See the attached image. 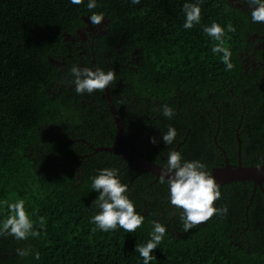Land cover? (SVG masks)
I'll list each match as a JSON object with an SVG mask.
<instances>
[{"label": "trees", "instance_id": "trees-1", "mask_svg": "<svg viewBox=\"0 0 264 264\" xmlns=\"http://www.w3.org/2000/svg\"><path fill=\"white\" fill-rule=\"evenodd\" d=\"M88 2L74 5L71 0H0V226L9 215L4 201L15 203L23 199L34 230L41 232L40 237L19 241L0 236V264H143L135 249L151 239L154 222L167 231L153 251L156 259L150 264H264V195L256 187L245 209L251 193L250 181L222 186L226 190L224 200L215 202V207H224L227 212L185 232L182 210L171 207L170 195L160 191L159 187L164 186L160 181L152 187L156 188L154 194L143 197L148 181L143 173L146 180L136 177L137 184L127 194L136 212L144 216L142 227L134 233L122 228L92 232V217L99 212L93 206L99 196L92 188L93 179L102 169L116 168L121 183L126 184L136 168L128 171L125 161L106 154L103 163H81L79 176L75 177L74 160L63 157L69 155L70 145L61 138L44 152L42 142L54 140L42 135L39 127L51 125L66 131L71 124H89L90 117L72 113L78 108V94L72 100L60 99L57 89L61 90L62 85L58 81L75 80L73 65L91 67L78 60L82 55L77 54L66 34L73 35L83 27L85 17L103 13L104 38L108 39L101 47L109 45V40L126 41L118 54H113L114 47L110 54V63L118 64L114 68L116 82L122 72L121 64L133 66L124 79L128 86L117 88L115 82L109 88L112 93L124 91L130 98L135 97L131 103L135 108L123 118L127 148L133 149L130 139L145 132L142 108L151 97L165 102L175 115L169 119L160 113L154 127L153 138L159 141L158 146L165 145L163 155H168L159 160L150 153L146 158L167 166L173 143L166 145L162 136L171 126L177 132L175 140L185 135L182 162L203 154L201 162L209 169L213 165L211 154L216 151L212 144L208 146L210 136L206 131L208 126H214L211 117H215L216 106L220 125L232 124V134L225 141L235 146L236 134L240 159H251L244 164L264 162V78L257 82V74L242 73L237 57L246 47L244 34L254 28L252 18L239 13L226 0H141L139 4L131 0H96L97 7L92 10L87 8ZM185 3H198L201 7V22L190 30L183 28ZM214 22L225 29V47L231 51L234 65L231 71L222 62L223 54L212 52L217 42L203 31ZM229 23L236 29L234 33L227 32ZM132 48L138 49L133 55L137 60L129 64ZM84 49L88 50L86 46ZM108 63L103 62L96 70L112 71ZM69 84L74 96L75 84ZM227 87L235 93L232 114L227 108L226 100L231 99ZM88 96L103 100L101 91ZM211 98L216 99L215 106L210 103ZM202 108L213 111L211 117ZM228 116L232 119L228 120ZM106 118L107 115L102 116L103 121ZM118 160L120 165H116ZM261 186L264 189V179ZM40 217L45 218L43 229ZM240 227H246L243 237L232 231ZM17 249H30L31 254L21 257ZM36 252L39 260L35 259Z\"/></svg>", "mask_w": 264, "mask_h": 264}, {"label": "flooded vegetation", "instance_id": "flooded-vegetation-1", "mask_svg": "<svg viewBox=\"0 0 264 264\" xmlns=\"http://www.w3.org/2000/svg\"><path fill=\"white\" fill-rule=\"evenodd\" d=\"M226 1H228L233 8L237 9L239 13L250 16V18H252L250 8L247 6L246 3L243 2V0H226ZM104 22L105 21H103L99 26H93L89 20V23L87 22L83 25V27L76 29L73 35L66 34V39L69 40L72 44H75V51L77 52V54L82 55L78 58V60L82 63V65L87 64L88 66L89 63L91 65L90 69L94 71V68L96 69L97 66L101 67L102 63L103 62L106 63L107 61L109 62L108 66L111 68L112 71L115 72L114 68L118 66V64L110 63V54L112 53V48L114 47L113 54H118L120 52V48L123 49L125 47L126 41L122 39H117V41L109 40L110 41L109 45L101 47V45L104 44L108 39V38H104V35L106 33V27H104L105 24ZM252 24H254V28L246 32V34H244L246 39V47L237 53V57L240 68L242 69V73L247 74L248 76L249 74L252 73L257 74L258 78H256V81L260 82L264 78V23L252 22ZM242 30L245 31V28H242ZM84 46H86L88 50H85ZM137 51H138L137 48H132L130 50L129 54H131V58L128 59L129 64L132 61L136 62L137 56H133V55L137 54ZM51 61L53 64L56 65L59 64L55 60H51ZM82 61H84L85 63ZM130 65H128L126 62L121 64L122 72L120 76L117 77L119 81L116 82L117 88H119L120 86H128V82L124 81V79L127 72L132 69L131 68L132 65L131 66ZM61 69L62 66L59 67V70ZM58 83L59 86L62 85L61 90L57 89V93L60 95L61 100L63 99L72 100L74 97H76L77 93H75L74 96L72 95L73 90H71L72 87L71 84L67 82H63V80L58 81ZM227 88H228L227 90L228 94L231 97L230 100L228 99L226 100L227 108L230 109V112L232 114V104H233L232 100H234L232 99V96L233 98H235L234 95L235 93L230 92L229 87ZM107 91H108V98L112 104V107L118 114L119 120L124 128L125 140L123 147L133 153L138 151L139 156L142 157L143 159L154 162L157 165L166 168V165L157 163L156 161H152L146 158V155L150 153L155 154V156H157L156 158L159 160L160 159L163 160L168 155V154L165 156L163 155L164 151L162 150L165 147V145H163L162 142H160L162 145L158 146L157 144H153L147 141L149 138H153L155 136L154 127L156 128L161 113L159 111H153V109H159L162 105H165V102L161 100H153L150 99L151 97H148L146 101L150 105L146 103L143 106V108L141 107L144 114L143 117L146 122L145 132H142L141 135H139L136 138L130 139V143L133 145V149H129L125 146L126 131L123 125V118L129 116L130 113L129 110L135 108L131 104L132 102H134L135 97L133 96L130 98V95H128L124 91L118 93H112L111 91H109V88H107ZM75 103L78 106V108L74 109L72 113L76 117L77 116L78 117L83 116V118L90 117L89 119L87 118L89 124L86 125L71 124L69 125L68 128L66 127V131L62 128L65 132L60 127L51 126V125H47V126L42 125L39 127L42 135L47 134L49 135L48 137L52 136L54 140L53 142H50L49 140L46 143L42 142V147L44 149L43 150L44 152L49 150L48 148L51 145L55 146V142L61 140V138L65 139L67 144L70 145V147H68V149L70 150L69 155L63 157L66 161L74 160V163L72 164V167L75 171L74 176L78 177L79 175H77V173H80L79 170L81 169L80 168L81 163L86 165H90L92 162L103 163V161L105 160L104 156L106 154L107 155L111 154L110 157L117 156L106 150L107 147L112 146L113 140L115 138L116 130L114 127L113 118L109 111V105H108V101L106 100L105 91H103L102 101H99V99H96L95 97H90L88 96L87 93H84L78 96V99L75 100ZM210 103L215 106L216 99L211 98ZM219 103L222 102L219 101ZM201 110L205 111L204 108H202ZM146 112L148 113L146 114ZM205 112L209 114V117H211L210 113L211 112L213 113V111H210V109L209 111H205ZM215 112L216 113H213L215 117L214 118L211 117V121L212 120L214 121V126L212 125L208 126L206 133L210 136V142L208 143V146L212 144L213 149L216 152L214 154L213 153L211 154L213 165L207 170L210 172L214 168H220L226 165L233 168L236 166V164H238V162L240 163V165H244V166L248 165L244 163L250 162L251 159L250 160L246 158L240 159L241 156L240 140L237 137V135L235 134V144H236L235 146H232V143L225 141V137L228 136L229 134H232V124L230 127L220 125V117L218 113V108L216 106H215ZM103 115L108 116V118H106V121L102 120ZM227 119L231 120L232 116L231 117L228 116ZM86 126L88 127V133H86ZM188 130L189 128H187L186 133L188 132ZM184 141H185V135L181 139L175 140L173 142V146L170 148L171 150L169 151L171 152L178 151L182 155L183 152L182 147L184 146L183 145ZM152 145L156 146V149H154ZM171 152H169V154ZM203 157H205L203 154H199L196 156L192 155L189 158L191 159V161L194 160L204 161ZM125 162L129 165V167L127 168L128 171L130 167L136 168V171L133 172V174H131L128 182L126 183V185H128V189H130V187L133 188L135 187V184L137 183L134 182V179L136 177L140 176L142 180H146L144 176H142V174L145 173L148 177V181L144 185L143 197H146V194H151V193L154 194L156 188H152V187L154 186V184H160L159 183L160 177H155L152 173H149L148 171L145 170L139 171V169L136 166L128 163L127 161ZM116 165H120L119 160L116 161ZM232 182L234 181L228 183H232ZM228 183L219 185L221 192L220 199L224 200L223 197H224V192L226 190L224 189L222 190V186ZM161 184H163L165 187L164 186L159 187L160 191L162 190L163 194L169 196L170 194H168L169 192L168 186L165 185L166 183H161ZM250 184L252 188V183L250 182ZM127 194H129V190ZM171 207L174 206L171 205ZM232 231H235V234L237 236H239L240 234L239 237H243L246 235V227H240L239 229H233ZM241 234L243 236H241Z\"/></svg>", "mask_w": 264, "mask_h": 264}, {"label": "clouds", "instance_id": "clouds-1", "mask_svg": "<svg viewBox=\"0 0 264 264\" xmlns=\"http://www.w3.org/2000/svg\"><path fill=\"white\" fill-rule=\"evenodd\" d=\"M133 4H139L141 0H131ZM251 10V17L254 23H264V0H243ZM74 5H81L84 0H71ZM97 7L96 0H89L87 8L92 10ZM183 11L186 21L184 29H192L194 25L201 22V7L199 4L185 3ZM93 26H99L105 20L103 13H93L90 17ZM203 31L216 42L212 48L213 53H222V62L226 65V70L234 68L231 62L232 53L225 47V29L218 23H212L210 27H205ZM236 29L231 23L227 26V32L234 33ZM71 73L75 77V92L80 95L91 94L94 91H105L106 88L114 85L116 75L114 71H104L97 68L96 71L90 68H79L75 65L71 68ZM159 111L164 117L171 119L175 115L174 109L168 105H162ZM177 136L175 128L169 126L167 134L162 136L166 145H171ZM150 142L157 144L156 138H150ZM119 169L105 168L100 170L99 175L93 179L92 188L99 193L98 198L93 202V206L99 209L94 214L91 223L95 225L92 232L100 230L102 232L115 231L122 228L128 233H134L144 223V216L138 214L133 202L129 199L128 185L122 184L118 178ZM79 175V173H77ZM167 177V179H165ZM160 182L167 183L170 191V204L178 211L182 210L181 221L183 231L208 222L213 216L227 212L226 208H216L215 202L221 198L220 187L213 175L207 170V166L199 160L183 161L180 152L172 151L167 160V166L160 175ZM9 212L8 217L0 226V236H12L16 240H27L31 237H40L41 232L34 230V223L29 218L25 210L23 199L15 203L4 201ZM40 228L45 226V218L40 217ZM166 227L158 222H154V230L151 239L146 245H137L135 251L143 258V264H150L156 259L152 255L153 251L162 243L166 234ZM18 255L25 257L31 254L30 249H17ZM35 259H40L39 252L35 253Z\"/></svg>", "mask_w": 264, "mask_h": 264}, {"label": "water", "instance_id": "water-1", "mask_svg": "<svg viewBox=\"0 0 264 264\" xmlns=\"http://www.w3.org/2000/svg\"><path fill=\"white\" fill-rule=\"evenodd\" d=\"M83 20L85 23H89V19L87 17H85ZM94 71H96L95 68ZM105 95L106 100L108 101L109 111L113 118V123L116 130L112 146L107 147L106 150L117 155L128 163L136 166L139 171L145 170L149 173H152L155 177H160L163 169H165L164 167H161L154 162L143 159L139 156L138 151L133 153L123 147L125 140L124 128L119 120L118 114L113 109L112 104L108 98L107 88L105 89ZM210 173L213 175L218 185L231 181H250L252 183L251 193L247 198V203L244 207L245 209L250 203L252 194L256 187L264 194V189L261 186V181L264 179V162L257 165L246 166L240 165V163L238 162V164H236V166L233 168L226 165L224 167L214 168L210 171ZM165 179H167V177H165ZM244 215H246L245 212Z\"/></svg>", "mask_w": 264, "mask_h": 264}]
</instances>
